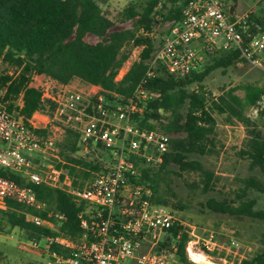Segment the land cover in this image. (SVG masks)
<instances>
[{
    "label": "trees",
    "instance_id": "trees-1",
    "mask_svg": "<svg viewBox=\"0 0 264 264\" xmlns=\"http://www.w3.org/2000/svg\"><path fill=\"white\" fill-rule=\"evenodd\" d=\"M163 1L170 4L164 15L157 9L161 3L164 7ZM175 2L148 0L141 11L129 4L124 18L132 21V27L113 30L114 22L110 14L101 8L99 0H0V60L12 68L14 74L18 72L14 77L0 75V103L11 111L19 95H22L19 113L25 119H30L35 113L52 115L54 105L43 102L40 90L30 86L34 75H44L63 85L78 79L97 86L113 108L118 104L124 106L137 86L141 85L147 98L144 101L134 99L137 103L133 122L139 129L150 132L155 129L152 122L160 121L161 113L167 114L168 120L161 125V130L169 135L170 144L159 164H147L135 157L124 159V163L135 169V174H128V179L151 190V195L143 199L163 206L168 202L158 190L160 184L165 183L161 176L171 167L181 172L198 173L201 191H212L217 178L199 157L216 154L214 115L223 116L227 122H239L247 128V134L238 157L247 161L249 171L256 173L239 180L240 188L234 199L209 198L204 208L211 213L264 223V206L256 208V200L250 196L253 192L264 195V131L246 114L248 109L257 105L264 89L246 84L222 90L214 96L202 85L213 70L245 62L241 52L204 48V55H214L208 66L202 68V62L198 61L189 73L177 75L170 74L163 64L157 62L152 68L153 75L146 77L157 49L149 36L155 15H162L163 20L169 23L178 21L180 8L174 6ZM247 21L260 25L264 32L262 19L250 14ZM249 31L256 32L255 26H251ZM88 36L97 40L89 42ZM134 47L141 48L138 60L130 65L119 81H115ZM237 89L244 92L243 97L235 94ZM78 142L79 134L65 129L61 142L56 145L62 158L56 167L63 171L61 182L67 184L71 180L72 187L82 188L96 173L105 169L100 152H91L87 158L79 156ZM154 167L157 169L154 170ZM9 177L22 184L17 175ZM28 186L42 208L35 209L15 197L4 198L0 208V232L6 227L18 229L27 241L53 239L59 235L74 240L78 238L82 231L78 215L85 213L86 204L77 203L64 188L46 184ZM27 215H36L43 223L35 225L26 220ZM189 241L184 226L174 220L158 249L167 250L174 245L181 264H197L187 258ZM50 250L67 252L53 242L50 243ZM239 264H264V243L258 252L242 259Z\"/></svg>",
    "mask_w": 264,
    "mask_h": 264
},
{
    "label": "built area",
    "instance_id": "built-area-1",
    "mask_svg": "<svg viewBox=\"0 0 264 264\" xmlns=\"http://www.w3.org/2000/svg\"><path fill=\"white\" fill-rule=\"evenodd\" d=\"M234 4V0H176L174 6L180 8V18L170 23L161 37L146 77L153 75L157 62L170 74H187L196 62H201L204 48L236 50L255 63L253 56L264 52V32L260 25L247 21L249 13L235 16ZM251 26L256 32L249 31ZM137 60L138 56L133 62ZM126 62L115 81L129 69ZM17 73L0 60V75L14 77ZM31 80L30 86L40 90L41 100L54 105L53 117L35 113L25 119L19 113L22 95L11 111L0 103V208L4 198L15 197L41 209L28 184L63 188V171L47 169L42 158L57 150L65 129L79 134L81 157L94 151L102 154L105 170L96 173L82 188H65L77 203L86 204L85 213L78 215L82 230L78 238L59 235L42 241L26 240L20 243L21 248L39 254L40 264H181L174 245L158 249L175 218L168 207L143 199L151 195V190L129 180L128 174H135V169L124 163V159L135 157L147 164H159L170 144L168 135L141 130L133 122L137 103L134 99L147 98L141 85L124 106L113 108L99 87L85 93L44 75H34ZM256 106L264 116V93ZM37 115L44 121L36 119ZM53 121L56 124L50 125ZM10 175H17L22 184ZM26 220L35 225L43 223L36 215H27ZM52 242L67 252L51 251Z\"/></svg>",
    "mask_w": 264,
    "mask_h": 264
},
{
    "label": "rangeland",
    "instance_id": "rangeland-1",
    "mask_svg": "<svg viewBox=\"0 0 264 264\" xmlns=\"http://www.w3.org/2000/svg\"><path fill=\"white\" fill-rule=\"evenodd\" d=\"M147 2L148 0H99V5L110 14V18L114 22L113 30H123L132 27V21L124 18L125 8L131 4L138 11H141ZM163 2L165 3L164 7H162V3L157 7L162 15L170 6L168 1ZM234 3L235 16L249 13L255 18L262 19L264 25V0H234ZM162 15H155V23L149 33L156 48L170 24L163 20ZM87 39L89 42L97 40L93 36H88ZM140 50V47H134L131 50L125 67H129L133 63ZM212 56L214 55L202 54V68L211 63ZM253 58L256 60L255 63L245 60V62L239 61L226 69L213 70L203 80L202 85L214 96H217L222 90L239 88L246 84L264 89V52L254 55ZM70 86L85 93L94 92L98 88L97 86L92 88L91 85L78 79L73 80ZM235 94L243 97L244 92L237 89ZM42 114L48 115L50 119L53 117V114L49 115L46 112ZM246 114L264 131V116L257 109V106L248 109ZM214 117L216 119L214 139L216 154L204 158L199 157L206 166L214 171L217 178L213 183L212 191L208 193L201 191L202 183L198 173L181 172L175 167H171L167 173L161 176L168 186L161 183L158 192L164 194L168 202L166 207L169 208L175 220L181 222L188 233L190 238L186 247L188 260H192L190 252L195 251L204 254L215 263L239 264L242 259L252 257L262 248L264 223L211 213L204 208V204L209 198L217 200L234 199L237 190L240 188L239 180L256 172L249 171L247 161L238 157V152L247 134V128L239 122H227L223 116L214 115ZM35 118L44 121L38 115ZM167 120L168 115L161 113L160 121L152 122L155 129L151 132L165 134L161 130V125L166 124ZM55 124L56 121L50 123V125ZM56 156L58 159L55 158ZM86 156L84 158H87ZM61 160L58 149L42 158L45 167L49 170L51 168L57 169L56 166L62 162ZM156 169L154 167V170ZM68 185H71V180H68L67 184L62 181L61 187L65 189ZM250 196L256 200V208L264 206L263 194L253 192ZM22 241H26V239L22 237V232L18 229L6 227L3 232H0V264H38L41 262L39 254L21 248L20 243ZM160 243L158 246H161Z\"/></svg>",
    "mask_w": 264,
    "mask_h": 264
},
{
    "label": "bare ground",
    "instance_id": "bare-ground-1",
    "mask_svg": "<svg viewBox=\"0 0 264 264\" xmlns=\"http://www.w3.org/2000/svg\"><path fill=\"white\" fill-rule=\"evenodd\" d=\"M190 257L192 260H194L195 262H197L199 264H219V263H215L214 261L209 259L204 254H201V253L195 252V251L190 252Z\"/></svg>",
    "mask_w": 264,
    "mask_h": 264
},
{
    "label": "crops",
    "instance_id": "crops-1",
    "mask_svg": "<svg viewBox=\"0 0 264 264\" xmlns=\"http://www.w3.org/2000/svg\"><path fill=\"white\" fill-rule=\"evenodd\" d=\"M73 80H75V79H73ZM73 80L71 82H69L68 84L70 85L73 82Z\"/></svg>",
    "mask_w": 264,
    "mask_h": 264
}]
</instances>
